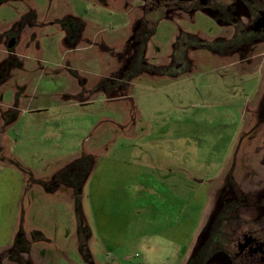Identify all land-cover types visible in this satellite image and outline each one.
Segmentation results:
<instances>
[{
  "label": "rangeland",
  "instance_id": "rangeland-1",
  "mask_svg": "<svg viewBox=\"0 0 264 264\" xmlns=\"http://www.w3.org/2000/svg\"><path fill=\"white\" fill-rule=\"evenodd\" d=\"M113 1L0 0V264H187L262 176L264 44Z\"/></svg>",
  "mask_w": 264,
  "mask_h": 264
},
{
  "label": "flooded vegetation",
  "instance_id": "flooded-vegetation-1",
  "mask_svg": "<svg viewBox=\"0 0 264 264\" xmlns=\"http://www.w3.org/2000/svg\"><path fill=\"white\" fill-rule=\"evenodd\" d=\"M141 10L146 20L147 13L164 19L205 12L231 28L227 48L232 52L264 44L262 0H145ZM261 120V178L234 187L233 196L218 204L212 220L200 230V243L195 251L193 247L187 264H264V106Z\"/></svg>",
  "mask_w": 264,
  "mask_h": 264
},
{
  "label": "crops",
  "instance_id": "crops-1",
  "mask_svg": "<svg viewBox=\"0 0 264 264\" xmlns=\"http://www.w3.org/2000/svg\"><path fill=\"white\" fill-rule=\"evenodd\" d=\"M102 1H104V0H102ZM130 1H132V0H117V4L118 3H120V5L122 4V2H124V4H127V3H129ZM112 2L114 3V1L112 0ZM132 8L131 7H129V9H127L126 10V14H128V12L130 13V12H132V10H131ZM138 15H140V13H138ZM165 19V18H164ZM33 24L31 23V26H32ZM71 28V27H70ZM71 31H73V33L75 34V35H78L79 33H81V31H82V27L80 28L79 26H77V24H74V25H72V28H71ZM15 43V42H14ZM67 183H69L68 181H66ZM70 184V183H69Z\"/></svg>",
  "mask_w": 264,
  "mask_h": 264
},
{
  "label": "trees",
  "instance_id": "trees-1",
  "mask_svg": "<svg viewBox=\"0 0 264 264\" xmlns=\"http://www.w3.org/2000/svg\"><path fill=\"white\" fill-rule=\"evenodd\" d=\"M138 32H136V35H137Z\"/></svg>",
  "mask_w": 264,
  "mask_h": 264
}]
</instances>
